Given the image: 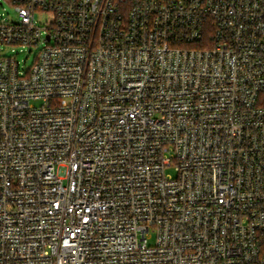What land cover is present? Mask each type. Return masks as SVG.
I'll list each match as a JSON object with an SVG mask.
<instances>
[{"label":"built area","instance_id":"1","mask_svg":"<svg viewBox=\"0 0 264 264\" xmlns=\"http://www.w3.org/2000/svg\"><path fill=\"white\" fill-rule=\"evenodd\" d=\"M10 5L0 264H264V0Z\"/></svg>","mask_w":264,"mask_h":264},{"label":"rangeland","instance_id":"2","mask_svg":"<svg viewBox=\"0 0 264 264\" xmlns=\"http://www.w3.org/2000/svg\"><path fill=\"white\" fill-rule=\"evenodd\" d=\"M1 2L3 4L0 5V15L9 17L10 19H17V15L15 13L14 7L10 5V3L7 1L0 0V3ZM21 50L23 52H21ZM17 51L20 52L17 58L21 63V68L23 71L26 72L35 63V53L30 54L29 49H22V48H17ZM8 54L11 55V52H9Z\"/></svg>","mask_w":264,"mask_h":264},{"label":"trees","instance_id":"3","mask_svg":"<svg viewBox=\"0 0 264 264\" xmlns=\"http://www.w3.org/2000/svg\"><path fill=\"white\" fill-rule=\"evenodd\" d=\"M1 1H7V2H9V3H10V1H11V0H1Z\"/></svg>","mask_w":264,"mask_h":264},{"label":"water","instance_id":"4","mask_svg":"<svg viewBox=\"0 0 264 264\" xmlns=\"http://www.w3.org/2000/svg\"><path fill=\"white\" fill-rule=\"evenodd\" d=\"M1 4V3H0Z\"/></svg>","mask_w":264,"mask_h":264}]
</instances>
